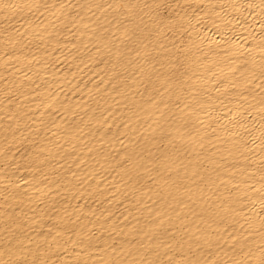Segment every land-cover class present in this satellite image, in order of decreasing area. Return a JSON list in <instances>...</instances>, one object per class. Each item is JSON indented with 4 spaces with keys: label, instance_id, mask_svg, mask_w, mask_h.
<instances>
[{
    "label": "bare ground",
    "instance_id": "1",
    "mask_svg": "<svg viewBox=\"0 0 264 264\" xmlns=\"http://www.w3.org/2000/svg\"><path fill=\"white\" fill-rule=\"evenodd\" d=\"M0 264H264V0H0Z\"/></svg>",
    "mask_w": 264,
    "mask_h": 264
}]
</instances>
